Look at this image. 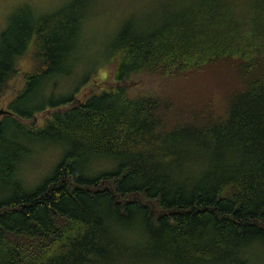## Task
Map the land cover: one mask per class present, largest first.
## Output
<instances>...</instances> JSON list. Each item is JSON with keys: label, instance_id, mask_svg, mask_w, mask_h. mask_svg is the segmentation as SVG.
I'll return each instance as SVG.
<instances>
[{"label": "trees", "instance_id": "obj_1", "mask_svg": "<svg viewBox=\"0 0 264 264\" xmlns=\"http://www.w3.org/2000/svg\"><path fill=\"white\" fill-rule=\"evenodd\" d=\"M131 2L73 0L45 17L26 5L1 34L0 103L27 56L31 68L0 121V264H264V0H195L152 35L119 26L60 97L90 34ZM101 66L117 85L103 86ZM141 76L183 89L176 149L157 152L152 137L168 100L119 85ZM50 146L61 152L34 183Z\"/></svg>", "mask_w": 264, "mask_h": 264}, {"label": "rangeland", "instance_id": "obj_2", "mask_svg": "<svg viewBox=\"0 0 264 264\" xmlns=\"http://www.w3.org/2000/svg\"><path fill=\"white\" fill-rule=\"evenodd\" d=\"M73 0H0V36L7 29H9L15 21L22 19L33 12L31 10L26 11V5H30L31 9L37 10L38 17H45L50 14L58 13L64 6L70 4ZM195 0H133L123 12L120 14V18L115 23L114 27H111L110 24L104 25L105 22L101 23L100 26L104 34L99 33L96 35L94 31L90 34V41L87 46L89 51H82L77 56L82 57V60L77 64L76 75L73 78H62V82L67 84L70 83L69 89H62L59 93L60 97L69 96L72 92L80 86L82 79L92 70L96 69L95 61L97 60L98 54L100 57L104 55L105 49L108 50V46L112 40V35L114 31L120 26H129L127 30L133 34L141 35H152L158 30L162 29L165 24L168 22L169 18H172L173 15H179L182 11H189L194 7ZM27 6V7H28ZM64 7V8H65ZM63 8V9H64ZM50 13V14H49ZM33 21H36L33 16H31ZM94 24V23H93ZM124 30L122 34H125ZM95 54V55H94ZM91 55H94L91 57ZM31 68L30 56H27L20 62V71L21 74L14 78L10 84V90L5 94V97L1 100L0 103V113L2 111H7L8 105L11 100L15 99L16 92L21 90L23 86V75L29 72ZM101 72L99 73L98 79L105 81L103 86L108 87L112 85H117L115 78L112 74L113 68L111 66H101ZM229 77V76H228ZM234 78V77H233ZM234 80L237 82L236 78ZM93 84V83H92ZM120 86H130V90L142 91L144 93L154 92L162 97L163 100H168L172 105L170 111L167 109H160L157 111L156 117L153 116L154 121L162 122V125L156 129V132L153 133V138L156 139V151L160 152L161 149H176L178 147L173 144H177V127L183 124H178L179 115L178 113L182 112L180 108H176L177 103L183 97V89L175 84H167L155 78H149L147 76H141L140 78H133L128 83H120ZM133 85V86H132ZM135 86H139L138 89H135ZM216 94V92H215ZM230 97L226 93L217 94L215 98V106L217 111H220V107L227 108L229 105ZM28 103L29 109H37L42 107V104L38 103V99L31 97V99L26 102ZM202 110L196 107V104L193 105V108L183 107V111L187 112H196ZM7 115V114H5ZM0 117L2 121L3 116ZM192 117V116H188ZM46 118L45 113H39L36 115V123L41 125L44 119ZM187 118V117H184ZM182 119V118H181ZM165 123V125H164ZM153 144V141H152ZM172 146V147H171ZM61 150L57 147L50 146L47 148V152L39 157V159L34 162V165H31V173H27V176H34V183L40 182L41 179L48 173V166L50 170L49 161L51 162L53 158H56V155ZM106 169V167H102ZM46 177V176H45ZM135 229V225L132 224L128 227V230H120V239L124 240L127 238V242L123 243L122 246H128L131 243V232ZM120 240V241H121ZM135 250L140 251V246L138 240H134ZM118 259V258H117ZM127 262L126 259H123L121 262L115 261L114 264H121ZM155 264V263H149Z\"/></svg>", "mask_w": 264, "mask_h": 264}, {"label": "water", "instance_id": "obj_3", "mask_svg": "<svg viewBox=\"0 0 264 264\" xmlns=\"http://www.w3.org/2000/svg\"><path fill=\"white\" fill-rule=\"evenodd\" d=\"M8 113H9V112L2 111V112L0 113V117H1L2 115L8 114Z\"/></svg>", "mask_w": 264, "mask_h": 264}]
</instances>
